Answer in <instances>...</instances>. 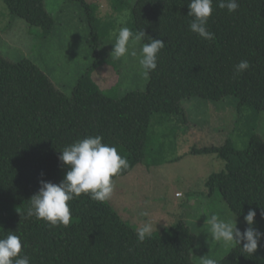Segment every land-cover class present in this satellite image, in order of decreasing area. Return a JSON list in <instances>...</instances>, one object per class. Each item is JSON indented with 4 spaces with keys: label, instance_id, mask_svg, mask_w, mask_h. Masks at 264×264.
Segmentation results:
<instances>
[{
    "label": "trees",
    "instance_id": "trees-1",
    "mask_svg": "<svg viewBox=\"0 0 264 264\" xmlns=\"http://www.w3.org/2000/svg\"><path fill=\"white\" fill-rule=\"evenodd\" d=\"M2 1L12 16L41 29L44 36L51 34L55 19L45 0ZM70 1L87 8L98 32L95 7L86 0ZM189 3L135 2L126 27L133 34L144 31L163 40L165 47L145 90L130 91L121 98L105 94L91 78L93 70L67 95L33 61L12 62L0 56V201L19 206L1 226L0 238L9 231L19 236L30 264H198L193 256L197 235L183 220L138 245L136 228L108 201H92L84 194L69 202L72 219L67 227L53 228L28 215L41 181L59 184L64 179L59 151L79 139L99 135L116 147L129 162L128 169L116 176L123 177L148 157L156 118L159 124L175 118L187 125L184 99L235 97L240 108L264 111V0H238L239 10L231 14L213 0L208 23V30L215 34L213 41L189 30L193 19L188 16ZM124 6L125 0H112L116 13L123 12ZM241 60L249 61L251 67L235 75L234 67ZM190 153L217 155L226 161V170L208 182L210 194L219 190L243 221L249 209H255V227L264 233V139L253 134L244 150L227 142L193 147ZM216 264H264V240L254 256L236 246Z\"/></svg>",
    "mask_w": 264,
    "mask_h": 264
},
{
    "label": "rangeland",
    "instance_id": "rangeland-1",
    "mask_svg": "<svg viewBox=\"0 0 264 264\" xmlns=\"http://www.w3.org/2000/svg\"><path fill=\"white\" fill-rule=\"evenodd\" d=\"M86 1L96 9L98 32L91 24L89 11L78 2L45 0L55 25L51 34L44 36L41 29L12 16L0 0V56L12 62L33 61L67 95L72 94L81 77L90 70L94 82L111 97L121 98L130 91L145 90L150 76L143 77L137 59L129 56L116 60L111 55L115 36L130 21L137 0H125L121 13L113 10L112 0ZM139 48L138 44L137 51ZM182 105L187 125L175 118H166L164 124H159L156 118L155 135L149 143L151 152L131 173L113 178L115 189L108 203L136 229L150 219L152 234H163L185 221L197 235L194 260L198 264H204L205 259L217 263L236 246L213 240L206 223L208 217L236 219L242 232L245 223L230 209L219 190L210 194L208 182L214 174L226 170V161L217 155L190 152L193 147L223 146L227 142L238 150L246 149L253 134L264 139V111L240 108L235 97L221 101L188 98ZM67 170L63 166L61 175L65 177ZM18 210L17 204L0 201V228Z\"/></svg>",
    "mask_w": 264,
    "mask_h": 264
},
{
    "label": "clouds",
    "instance_id": "clouds-1",
    "mask_svg": "<svg viewBox=\"0 0 264 264\" xmlns=\"http://www.w3.org/2000/svg\"><path fill=\"white\" fill-rule=\"evenodd\" d=\"M188 7V16L193 18L189 30L202 40L213 41L215 34L208 30L213 15V0H190ZM216 7L226 9L231 14L239 10V3L238 0H216ZM146 37L148 42L141 44ZM112 45V57L116 60L129 56L136 58L141 74L147 79L157 69L158 54L165 47V42L146 36L144 31L133 34L128 27L121 26ZM250 67L249 61L241 60L235 65L234 74H242ZM59 153V161L68 169L64 179L59 184L42 180L40 190L31 198L28 210L29 216L45 221L53 228L70 225L72 216L69 202L82 194L92 201L107 202L115 189L113 178L129 167V162L118 153L117 148L104 143L99 135L79 139ZM261 215L264 216V208H261ZM256 216L255 209H249L244 215L247 227L243 232L237 227L236 219L224 220L212 215L206 223L210 225V234L215 242L239 246L242 253L254 256L264 240V233L255 227ZM152 232L153 223L149 219L136 229L137 244L145 242ZM22 247L21 238L9 231L5 238H0V264H30V258L22 252ZM204 264H216V261L205 259Z\"/></svg>",
    "mask_w": 264,
    "mask_h": 264
},
{
    "label": "built area",
    "instance_id": "built-area-1",
    "mask_svg": "<svg viewBox=\"0 0 264 264\" xmlns=\"http://www.w3.org/2000/svg\"><path fill=\"white\" fill-rule=\"evenodd\" d=\"M179 196H181V195H179Z\"/></svg>",
    "mask_w": 264,
    "mask_h": 264
}]
</instances>
